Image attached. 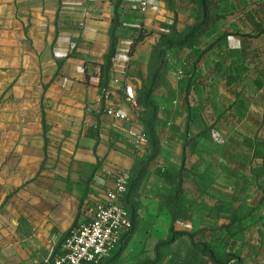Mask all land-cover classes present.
Wrapping results in <instances>:
<instances>
[{"label": "crops", "instance_id": "0c3cea01", "mask_svg": "<svg viewBox=\"0 0 264 264\" xmlns=\"http://www.w3.org/2000/svg\"><path fill=\"white\" fill-rule=\"evenodd\" d=\"M115 2L0 0V223L3 214L18 216L22 228L35 226L43 243L59 244L56 252L87 218L86 207L114 186L116 171H132L146 150H133L122 122L107 113L119 109L145 128L127 73L141 0H123L118 9L122 27L105 99L99 85ZM243 23L240 33L255 30L252 21ZM237 38L241 47L243 37ZM153 173L128 196L136 225L106 264H173L180 255L179 239L159 246L170 238L162 198L172 190L161 188Z\"/></svg>", "mask_w": 264, "mask_h": 264}, {"label": "rangeland", "instance_id": "374dc122", "mask_svg": "<svg viewBox=\"0 0 264 264\" xmlns=\"http://www.w3.org/2000/svg\"><path fill=\"white\" fill-rule=\"evenodd\" d=\"M147 1V10L141 12L143 38L141 43L131 46L137 49L127 62L128 76L135 85L132 93L137 96L151 82L156 61L154 49L162 47L164 37L173 36L175 14L181 32L190 30L200 15L196 0ZM236 1L248 10L249 4L264 0ZM232 8L233 13L220 21L219 33L200 37L201 49L215 43L225 31L247 29L233 0ZM228 41L227 45L218 44L222 50L216 45L206 51L193 75V61L189 58L193 52L188 48L165 51L167 63L161 72L160 86L153 94L163 137L162 152L147 177L155 174L157 166L171 174L180 170L187 113L182 88L190 78L203 82L202 90L194 93L198 116L192 122L183 181L185 195L194 203L177 221V227L194 233L197 242H210L223 256L228 252L234 254L241 264H264V172L262 161L254 154L256 142L264 141V34L251 41L252 50L240 63L228 53V48L238 45L239 39L231 36ZM234 64L240 71H236L234 82L228 84L225 77ZM217 65L221 66L223 77L217 76ZM143 114L146 113L141 110V117ZM200 132L204 133L202 137L194 138ZM162 180L161 188L174 189L170 182ZM245 205L254 208L251 218L234 224L230 228L232 233L221 227L217 214L221 206L234 210ZM1 221L0 264H45L60 247L49 240L43 243L35 226L22 228L18 216L3 214ZM227 236H234L233 245L227 244ZM189 240L187 236L181 237L176 245L182 258L191 248Z\"/></svg>", "mask_w": 264, "mask_h": 264}, {"label": "trees", "instance_id": "16d2710c", "mask_svg": "<svg viewBox=\"0 0 264 264\" xmlns=\"http://www.w3.org/2000/svg\"><path fill=\"white\" fill-rule=\"evenodd\" d=\"M225 0H196L199 5L200 15L198 18L197 23L190 27V30L186 32H181L178 30V18L177 14L173 18L172 22V34L173 36L164 37L162 41L161 48H155V64H154V73L151 78V82L145 89L140 92L139 96H137V105L141 108L142 112L146 113L143 114L141 117L142 122L144 123L145 130L148 136V144L146 146V151L143 155L137 156V160L131 172V177L129 180L128 191L123 198V204L128 209L131 220H132V227L122 236V239L115 251H113L108 258H106L102 264H106V262L121 248L122 244L125 243L126 239H128L136 225L135 220V209L133 207L128 206V196L132 195L135 191H137L138 187L143 184V182L147 179V176L150 173V169L152 164L160 157L162 152V133L159 131L158 126V106L153 99V94L160 86L159 80L161 76V72L163 67L166 65V60L164 58L165 51L168 49H183L188 48L190 52H193L189 56L190 61H193V69L192 75L194 71H196V65L200 61L203 55H205L206 51L213 49L216 45L219 46L218 48L222 50V45H218L220 43H224L227 45L229 42L228 39L231 36L243 37V42L241 47H230L228 48V53L238 61V63L242 62L244 57L250 53L251 50V41L258 37L259 35L264 34V1L262 2H255V4H249L248 10H243L241 3L233 0L234 4L237 7L238 12L240 13V17H243V20L252 21L255 25V30L248 32V33H240L238 31L236 33L225 31L219 38L208 47L200 48L198 46V40L201 36H212L219 33V23L220 21L225 18L228 14L233 13L232 8V0H226L227 2H223ZM229 1V2H228ZM123 0H116L114 6V17H113V26L111 29V46L109 53L105 56L103 62H98L100 67L99 71V85L102 89V97L103 99L106 98L107 93L110 89V81L112 79V68L115 63V57L117 53V44L120 38L119 30L122 27L120 22V15L118 12L119 7H121ZM255 5H259L257 8ZM172 8V5H171ZM244 12L241 15V12ZM236 13V11L234 12ZM137 37L135 38L136 44L141 43V29L137 30ZM136 47L131 49L129 52V56H133L136 52ZM235 65V64H234ZM214 69L217 76H222L221 66L217 65ZM211 70V69H209ZM236 71H240L239 68H236V65L230 67L229 75L225 77L228 81V84H232L234 80L237 78ZM241 74V73H240ZM202 83L203 82H195L192 78L186 80L185 85L182 88V99L183 103L186 106V122H185V129L182 135L183 138V154H182V162L181 168L176 173H169L164 171L161 168H158L156 173L166 181L170 182L174 189L169 194H165L163 196V205L169 211V215L171 217V226H170V238L159 244L160 245H169L177 241L181 237H189V241L191 243V248L189 249L188 254L185 258H182L180 255H175L173 257V264H206L207 260L211 261L213 264H231L235 262L236 264H241L240 260L236 259L234 254L228 252L226 256L220 254V252L214 247L210 245V242L202 241L197 242L195 241L194 233L183 230H176L174 223L180 221L184 215L187 213L188 209L194 202L192 199L186 197L183 187V181L185 179V165L187 161V151L186 148L190 145L192 138H190V132L192 129V122L194 118L198 116V113L195 115V111L197 109L194 108V99H196V95H194L195 91L202 90ZM201 85V86H200ZM203 132H200L194 138L202 137ZM131 147V146H130ZM132 148V147H131ZM133 149V148H132ZM134 150V149H133ZM255 156L262 161V167L264 172V141H257L254 148ZM264 197V196H263ZM254 208L245 205L237 209H230V208H223L222 206L218 209L217 214L219 217V223L221 227H224L227 232H231L230 228L234 224H239L254 214ZM228 213V214H227ZM76 225V224H75ZM75 225L71 228V230L75 227ZM71 230L66 234L67 235L71 232ZM239 231V230H238ZM227 244L233 245L235 242L234 236H227ZM179 251L177 250V253ZM233 252V251H232ZM176 253V252H174ZM54 255V254H53ZM52 255V256H53Z\"/></svg>", "mask_w": 264, "mask_h": 264}, {"label": "built area", "instance_id": "2783aa9c", "mask_svg": "<svg viewBox=\"0 0 264 264\" xmlns=\"http://www.w3.org/2000/svg\"><path fill=\"white\" fill-rule=\"evenodd\" d=\"M147 8L148 1L143 0L141 12ZM107 113L122 122L121 130L134 150L147 146L145 128L134 126L119 109L109 108ZM130 177V170L116 171L114 186L106 190L103 199L86 207L87 218L75 225L60 250L45 264H102L117 249L122 236L132 227L129 211L123 204Z\"/></svg>", "mask_w": 264, "mask_h": 264}]
</instances>
